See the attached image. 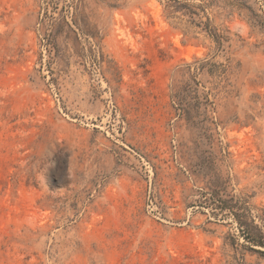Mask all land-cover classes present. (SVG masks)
<instances>
[{"label": "rangeland", "instance_id": "374dc122", "mask_svg": "<svg viewBox=\"0 0 264 264\" xmlns=\"http://www.w3.org/2000/svg\"><path fill=\"white\" fill-rule=\"evenodd\" d=\"M252 231L264 0H0V264H264Z\"/></svg>", "mask_w": 264, "mask_h": 264}, {"label": "trees", "instance_id": "16d2710c", "mask_svg": "<svg viewBox=\"0 0 264 264\" xmlns=\"http://www.w3.org/2000/svg\"><path fill=\"white\" fill-rule=\"evenodd\" d=\"M240 227H241V225H240ZM252 228H253V230L256 229L254 227H252ZM244 238L246 239L247 242L250 243L251 246H260V247L264 246V240L262 239L263 238V234L261 232H259V233H254L253 231L252 232H248L245 235ZM254 251L257 252V253H260V254H264L261 251H256V250H254Z\"/></svg>", "mask_w": 264, "mask_h": 264}]
</instances>
